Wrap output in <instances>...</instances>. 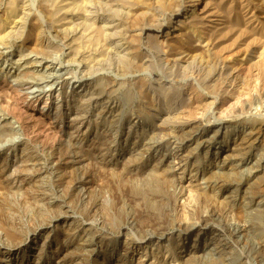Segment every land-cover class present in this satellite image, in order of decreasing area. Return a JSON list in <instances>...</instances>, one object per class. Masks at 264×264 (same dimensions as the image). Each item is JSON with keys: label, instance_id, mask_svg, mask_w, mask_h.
<instances>
[{"label": "rangeland", "instance_id": "obj_1", "mask_svg": "<svg viewBox=\"0 0 264 264\" xmlns=\"http://www.w3.org/2000/svg\"><path fill=\"white\" fill-rule=\"evenodd\" d=\"M141 1L0 0V264L179 263L184 233L171 231L167 248L164 237L154 236L153 244L163 243L155 256L152 242L137 240L133 232H117L116 225L128 215L138 217L136 224L143 217L145 204L136 205L130 197V189L141 181L125 178L124 187L114 178L123 169L137 170L135 163L124 168L118 164L115 172L113 167L97 171L92 158L101 144L112 147L109 154L127 158L143 148L145 135L158 123L171 128L194 119L201 130L222 128L221 140L228 141L231 130L262 122L261 146L245 155L258 159L263 153L264 34L240 48V41L230 43L225 50L220 36L239 28L243 0L229 1V8L217 0ZM244 1L240 4L264 31V0ZM177 5L181 10L175 12ZM152 17L154 22L149 21ZM187 104L193 105L190 110ZM166 138L154 137L160 149L145 155L138 167L150 171L162 154H170L176 192L180 190L173 217L175 223L190 224L187 212L195 205L194 189L209 186L200 171L213 163L205 155V144L196 151L167 144ZM180 155L184 161L178 164ZM224 172L227 178L234 176ZM220 184L213 189L248 203L241 190ZM225 197L208 198L207 204L226 202ZM256 202L264 204V197ZM147 209L153 215L157 210ZM223 214L231 224L253 228L236 244L247 255L243 261L264 264V220L247 217V222L238 223L228 212ZM196 232L189 235L184 250ZM211 236L202 230L200 241Z\"/></svg>", "mask_w": 264, "mask_h": 264}, {"label": "bare ground", "instance_id": "obj_2", "mask_svg": "<svg viewBox=\"0 0 264 264\" xmlns=\"http://www.w3.org/2000/svg\"><path fill=\"white\" fill-rule=\"evenodd\" d=\"M229 1H231V0H217V1H215V3H217L219 5H226L229 8L231 6V4L229 3ZM126 2H128V1H126ZM141 2H144V1L142 0ZM175 2H176V0H174V3ZM239 2L240 3H243V2L245 3L244 0L243 1H239ZM130 3H132V2H130ZM240 3H239V5L241 7V10H239L237 8L238 11H239V13H240V18H239L240 26H238L239 28L236 29V30H234V31H232V29H227V27H226L225 30L226 29L227 30L221 32L222 34L220 36H221V39L223 40V42H222V44H223L222 45V49H224V50L227 49V46L230 43H233L234 42V44H236V45L239 44V43L238 44L235 43V41H238V42L240 41V43H241V44H239V47L238 48H240L243 44L245 46L246 45H249L250 43H253L254 42V40H253L254 37L257 38L258 36H262L264 34V31L262 30V28L260 26L258 27L256 25V22H254V20H253V18L251 16L249 10L247 9V7L243 6ZM178 4H179V2H178ZM197 4H198V2H197ZM133 6L134 5H132V7ZM180 6L181 5H177L178 8L175 10V12L179 10ZM149 7H151V6H149ZM63 8H65V7H63ZM208 14H210V13H208ZM208 14H207V16H208ZM151 16H149V17H151ZM210 16H212V14ZM225 16H226V14H225ZM154 19L155 18L152 17V19H150L149 21H151V20L153 21ZM56 21H55V23H56ZM142 23H143V21H142ZM134 25H136V24H134ZM156 25H158V24H156ZM183 28H185V27H183ZM85 29H86V27H85ZM94 29L96 30L97 27L96 28L94 27ZM3 30H4V28H1L0 29V34L2 32L4 33ZM188 31H190V30H188ZM157 32H159V31H157ZM255 35H258V36H255ZM110 36H111V34H110ZM98 37L100 38V36H98ZM101 37H103V35H101ZM207 37H208V35H207ZM95 38H97V37H95ZM199 39L202 42H204V39H202V38H199ZM97 40H99V39H97ZM256 40L257 39H255V41ZM76 41H77V39H76ZM158 41H156V42L159 43ZM78 43H79V41H78ZM200 43L197 44V45L199 47H203V44L202 43L200 44ZM256 44H257V42H256ZM261 44L264 45V43H261ZM200 49H202V48H199V50ZM72 54H74V53H72ZM83 95H85V94H83ZM88 96H89V94H88ZM83 97H85V96H83ZM91 97H92V94H91ZM197 100H199V99H197ZM199 101H201V98H200ZM244 102H247V101H244ZM193 104H195V102ZM246 105H247L246 103L241 104L242 107L243 106H246ZM192 106L193 105H188L187 104L186 108L188 110H190V108H192ZM109 109H111V108H109ZM188 110H187V112H189ZM111 111H112V109H111ZM175 111H177V110H175ZM166 112L165 111L164 112L162 111V113H166ZM183 112L186 113L185 111H182L181 113L183 114ZM187 115H189V114H187ZM181 117H183V116H181ZM261 123L262 122H257V123L254 122V124L250 125L249 127H245V128H242V129L239 128V129H233V130H231V132H228V135H227V136H230V139L228 141H226L227 140L226 137H225L226 140H221V136L220 135L223 132L222 131L223 130L222 128H219L218 126H212V127L208 126L206 129H202L201 130V129H198L200 126L198 127L197 120H194V119L193 120H189V121H187L185 123H181V122L178 123L177 122V124L174 125L171 128H169L168 126L164 125L163 122L161 124L158 123V124L155 125L154 130L152 132L146 134L145 137H144V139H143V141L141 140L143 142V144H142L143 148L137 149V152L136 153H132L133 152L132 151L131 153H129V157H127V158H126V156L125 157H121L122 155L121 156H119V155L118 156H115L116 154L115 155L109 154V151L112 148L110 146H107V147L105 146L106 148H104L103 147V144H101L99 146L96 145L97 146L96 150L99 152V154L97 153V155L94 156L92 159L94 161V166L97 167V171H99V169H102L103 167L104 168H110V167L112 168L113 167V169H110V170H113L115 172V170L116 171L119 170V169H115L118 164L121 165L120 166L121 168L122 167L124 168L129 163H130V166H131V163H135L138 166L141 165V164H143V162H144V156L145 155H151L150 153L152 151H157L158 149H160L161 144L156 143L153 140L155 136H158L159 137V135H162L163 137L165 136V138L167 137L166 140H165V142L167 144H169V143L180 144V145L185 146V149H187L189 147V148H192L193 150L198 151L200 149V147L205 144L206 147H207V151H206L205 155H206L207 158H210L212 160L211 163H213V165L211 164L212 167H210V168L209 167L203 168L200 171V176L202 177V179L205 178L206 183L209 186H208V189L202 188L200 186H198V187H196V189H194L193 198H194V204L195 205L193 206V210H190L188 212L186 211L187 212V217H188L187 219L191 220V223L190 224H187V223H183V224L175 223L176 220H174V217H173V216H175L174 215V212H175L174 202H175V199L177 198L180 190L178 192H176L177 191V188H178V184H177V181L173 178V176L171 174L172 173V168H173L174 165H173V163H171L172 161L169 162L170 154H162L161 158L157 161V163L155 165H153L152 168L150 167L151 168L150 171L149 170L145 171L143 168H139L137 166V170H134V171H129L128 170L129 172H126V171H124L125 169H123L119 173H115V175H114L115 177L114 176L113 177L117 180V182L120 183V184L119 183L118 184L121 185V186L124 185L122 183L125 180V178H127L129 181H132V182L134 180H138L139 182L141 181L140 182L141 185L134 186V187H132L130 189L131 190L130 197L132 199H134V201L136 200V205H138V203H140V202H142L145 205H143L144 207H143V210L142 211H143L144 214H143L142 219H139V223L136 224V221H137L136 219L138 217L135 219V217L133 215H128L127 214L128 216L124 220L122 219L123 220V222H122L123 224L116 225L114 223V220L116 219V217H114V220H113V218H111L110 224H114L112 226H115L116 225L115 228H117V232H119V233H123V234H126L127 235V234H131V232H133L132 234H136L137 235V240H147V241H150V243H151L154 236L164 237L162 240H164V244L166 243V245H164V246H166V248L170 246V240H171L170 237H171V234H172L171 231H174V230L177 231L178 232V236H180L182 233H184V242L181 243L182 246H181V249L179 251V254H181V255L178 256L179 257V263L178 264H197V263H199V264H211V263L212 264H246V262H244L243 260L247 257V255H244V252L241 251L236 246V244H237V241L243 239V237L247 233L249 235V232H251L253 230V228L250 225L244 226V227H242V226L239 227L237 225L231 224L229 222V219H228V222H227L225 220V218L223 217V215H224L223 212H228L232 216L233 219H235L236 221H238V223L244 222L247 217L256 218V219L259 218V219L264 220V204H261V202H256V198H258V197L259 198L260 197L263 198L264 197V149L262 151L263 153L261 154V156L258 157V159L257 158H255V159L249 158V155L248 156L245 155L249 151L252 150L251 148H253L257 144H259V142L261 140L259 133H260V131L262 129V126H263L262 125L263 123L262 124ZM224 134H227V133L225 132ZM259 148H262V147H259ZM180 156L181 157H180V159L178 161L179 162L178 164H180V163H182L184 161L183 160L184 158L182 157V155H180ZM163 160H164V162L166 161L167 165H166V163L163 162ZM141 167H142V165H141ZM144 167H146V166H144ZM117 168H119V166ZM225 170H227V171L230 170L231 173H232V175H234V176L232 177L231 175H229V173H230L229 172L228 175L231 176V178L230 177H228V178L225 177V172H224ZM107 174H109V173H107ZM215 174L216 175L219 174V176L218 175L216 176ZM223 176L225 178H223V180H222V177ZM218 177H221V178L219 179ZM110 179H112V178H110ZM115 179H114V181H116ZM219 184L222 187L223 186L224 187L230 186V187H236V189L238 188V190H241L242 197H244V199H247L248 203L247 204H244V203L241 204L240 202L238 203V198H237L236 194L231 193V192L229 193V191H225L224 189L218 190V192L215 191L217 189L215 186H217ZM124 187H125V185H124ZM214 187L216 188L215 190L213 189ZM145 188H147V189H145ZM123 190L124 189H122V191ZM122 191H121V193H123ZM148 191H149V193H148ZM127 192H126V194H127ZM126 194H125V196H126ZM222 195H226V197H225L226 198V202L224 200H222L223 202H219V200H221L219 198ZM208 196H210V197H208ZM211 197L214 198V199L217 198L219 200L218 201H215L213 204L210 203V205H209V204H207L208 203L207 200H208V198H211ZM127 199H129V198H127ZM214 199H213V201H214ZM130 202H132V201H130ZM106 203H105V205H106ZM95 204H97V203H95ZM98 204L100 205V202ZM103 205H104V203H102V205H100V206H103ZM147 206H149L151 209L153 208V211L155 209H157L156 212H154V215L151 212V210L147 209ZM100 208H102V207H100ZM205 208H207V212L204 215L203 212H205L204 211ZM95 209H98V208H95ZM104 209H105V207H104ZM109 209H110V206H109ZM98 210L100 212V209H98ZM101 211H102V209H101ZM119 211H120V209H119ZM184 211H182V212H184ZM105 213H109V210H108V212H105ZM124 213H125V211H124ZM103 215H104V213H103ZM140 215H142V214H140ZM230 215H229V217H230ZM100 216H99V218H100ZM102 218H103V216H102ZM151 218L152 219H155L154 222H152ZM111 221H112V223H111ZM178 222H180V221H178ZM245 222H247V221H245ZM100 223H102V222H100ZM142 225H143V227H142ZM166 226L168 227L167 230L165 229ZM104 227H105V225H104ZM103 229H101V230H103ZM196 230H198V232H196L195 235H194L195 236V239L192 238L194 240L193 243L192 244L189 243L190 245L188 244V246H186V248L184 250L183 249L184 248V243L186 242V240L189 239V235L192 232L196 231ZM202 230H204L206 232L209 231L210 234L213 235V237L212 236L210 238H207L206 237V238H203L202 241H200V239H201V231ZM90 231H91V229H90ZM98 234H100V233H98ZM103 237H101V238H103ZM115 237H116V234H115ZM92 238L94 239V237H92ZM179 239L180 238H178V240ZM97 241H98V239H97ZM94 242H95V239H94ZM262 243L261 244H262V247L264 249V241ZM97 246H100V245H97ZM151 246L152 247L155 246V247H153V250L155 252L154 255L157 256V254H159L161 248L163 247V243L162 244H153V242H152ZM94 248H96V247H94Z\"/></svg>", "mask_w": 264, "mask_h": 264}]
</instances>
